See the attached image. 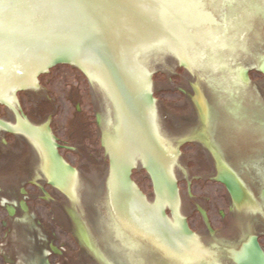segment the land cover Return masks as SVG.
Masks as SVG:
<instances>
[{
	"label": "snow or ice",
	"instance_id": "snow-or-ice-1",
	"mask_svg": "<svg viewBox=\"0 0 264 264\" xmlns=\"http://www.w3.org/2000/svg\"><path fill=\"white\" fill-rule=\"evenodd\" d=\"M49 0H36L37 7H45L48 6Z\"/></svg>",
	"mask_w": 264,
	"mask_h": 264
}]
</instances>
